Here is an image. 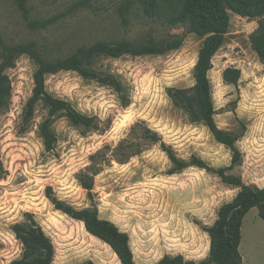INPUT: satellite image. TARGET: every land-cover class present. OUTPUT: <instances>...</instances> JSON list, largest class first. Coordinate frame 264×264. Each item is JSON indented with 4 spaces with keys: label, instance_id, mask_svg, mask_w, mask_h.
<instances>
[{
    "label": "rangeland",
    "instance_id": "1",
    "mask_svg": "<svg viewBox=\"0 0 264 264\" xmlns=\"http://www.w3.org/2000/svg\"><path fill=\"white\" fill-rule=\"evenodd\" d=\"M137 1L27 0L25 16L14 0H0L3 40L34 42L52 60L98 40L142 43L150 36L160 41L181 38L177 49L163 53L92 56L87 67L113 76L118 85L75 70L46 74L44 90L76 111L94 116L92 127L71 125L62 111L50 114L41 100L30 102L37 65L28 55L21 54L6 70L9 96L0 113V264L21 256L22 243L13 226L28 216L51 241L52 264H120L111 248L92 239L82 220L56 208L51 198L75 210L96 207L101 217L128 234L135 264L176 252L187 260L194 256L195 262L208 255L206 246L189 243V227L211 225L219 206L239 191L217 175L195 165L172 172L167 153L151 144L126 162L102 164L90 192L77 179L91 155L105 145L115 146L140 120L171 146L179 160L199 158L213 168L231 164V151L203 123L191 121L167 93L171 87L194 85L193 67L204 37L186 23L171 25L161 15H148ZM126 2L132 5L124 21L119 8ZM228 12L227 32L208 71L213 118L219 129L236 138L240 152L239 163L228 172L247 185L263 188L264 63L250 42L259 19ZM227 67L240 70L236 84L224 82L222 72ZM47 118L54 136L50 150L38 133ZM238 251L239 264H264V221L256 207L243 217Z\"/></svg>",
    "mask_w": 264,
    "mask_h": 264
},
{
    "label": "trees",
    "instance_id": "2",
    "mask_svg": "<svg viewBox=\"0 0 264 264\" xmlns=\"http://www.w3.org/2000/svg\"><path fill=\"white\" fill-rule=\"evenodd\" d=\"M14 1L26 16L28 14L27 0ZM137 2L148 15H161L171 25L186 23L190 31L204 37L193 67L194 85L186 89L171 87L167 89V93L175 105L185 110L191 121L203 123L214 138L231 151V164L213 168L199 158H193L190 162L179 160L171 146L167 145L156 131L140 120L130 126L126 136L115 146L105 145L91 155L90 164L79 171L77 179L81 186L90 192L93 188V177L101 170L102 164L111 160L126 162L151 144H158L161 150L167 153L173 164L172 172H178L189 165L204 168L217 175L226 185L239 188L231 201L219 206L214 222L210 226H202L210 237L208 255L199 262H195L184 259L180 254L175 256L165 254L153 264H239L241 256L238 246L241 239L242 219L249 209L256 207L259 217L264 221V187L247 185L241 177L228 172L232 166L239 163L240 152L235 146L236 138L219 129L215 124L208 71L212 66L211 59L223 43L227 32L229 10L244 17L259 19L257 29L250 35V42L258 58L264 63V0H138ZM131 5V2H126L119 8L120 16L124 21ZM180 45L181 38L177 36L162 41L150 36L142 43H133L124 39L98 40L89 45L79 46L66 57L52 60L44 56L34 42L8 44L0 35V113L7 105L6 98L9 96V80L6 70L15 65L21 54L31 57L37 65L33 74L34 87L30 102L41 100L49 109L50 114L62 111L71 125L92 127L94 116H87L76 111L69 102L52 97L44 90L46 74L59 70H75L84 77L95 78L104 84L118 85L113 76L99 75L88 68L89 59L100 53L112 57H119L123 54H158L175 50ZM239 77L238 68L227 67L222 72V78L226 83L236 84ZM123 104L127 105V103ZM49 125L50 119H44L38 130L46 150L52 148L54 141ZM51 200L56 208L82 220L87 232L107 243L116 253L120 264H135L128 234L120 231L110 221L100 219L96 207L75 210L55 198ZM28 217L25 221L13 226L16 237L22 243V253L19 258L13 259L9 264H52L53 245L50 239L35 220L31 216ZM83 264L94 263L87 261Z\"/></svg>",
    "mask_w": 264,
    "mask_h": 264
},
{
    "label": "crops",
    "instance_id": "3",
    "mask_svg": "<svg viewBox=\"0 0 264 264\" xmlns=\"http://www.w3.org/2000/svg\"><path fill=\"white\" fill-rule=\"evenodd\" d=\"M98 211V210H97ZM258 213V211H257ZM100 212L98 211V216L100 219H103V220H109L111 221L110 219L106 218V217H101L100 215ZM245 216V215H244ZM243 220V219H242ZM214 222V221H213ZM242 225V223H241ZM203 225H200V228L199 227H196V228H193V227H189V231H190V236H189V243H191V245L193 246V244L197 247V248H202L203 246H206L208 248V251H209V245H210V237H209V234L206 230H204L202 228ZM204 226H210V225H204ZM122 231H125V230H122ZM87 232V231H86ZM91 237L92 239H96L98 242H100V240H98L99 238L95 237V236H92L89 232H87ZM144 241H145V238H144ZM241 241V239H240ZM107 246V244H105ZM109 248H111L109 245H108ZM239 247V246H238ZM114 254V251L112 250V253L111 255L113 256ZM177 254H180L182 255L183 257H185L182 252H176L174 254H167V255H170V256H175ZM199 254L198 252V249H196V253H195V257H197ZM115 255V254H114ZM194 255V254H192ZM163 256V255H162ZM161 256V257H162ZM115 258L118 259L117 256H114ZM161 257H159L157 260L151 262V263H147V264H153V263H156ZM192 258H190L189 260H194V256H191ZM185 259V258H184ZM119 261V259H118ZM120 262V261H119Z\"/></svg>",
    "mask_w": 264,
    "mask_h": 264
},
{
    "label": "bare ground",
    "instance_id": "4",
    "mask_svg": "<svg viewBox=\"0 0 264 264\" xmlns=\"http://www.w3.org/2000/svg\"><path fill=\"white\" fill-rule=\"evenodd\" d=\"M91 235H92V234H91ZM92 236H93V235H92ZM98 240H100V239H98ZM100 242H102L103 244H107V243L103 242L102 240H100ZM107 246H108V244H107ZM114 254H115V255H114ZM114 254H113V256H117L115 252H114Z\"/></svg>",
    "mask_w": 264,
    "mask_h": 264
}]
</instances>
